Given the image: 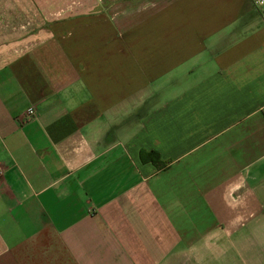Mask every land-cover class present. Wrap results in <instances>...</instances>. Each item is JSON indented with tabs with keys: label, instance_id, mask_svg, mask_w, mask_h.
<instances>
[{
	"label": "crops",
	"instance_id": "obj_1",
	"mask_svg": "<svg viewBox=\"0 0 264 264\" xmlns=\"http://www.w3.org/2000/svg\"><path fill=\"white\" fill-rule=\"evenodd\" d=\"M0 264H264L251 0H0Z\"/></svg>",
	"mask_w": 264,
	"mask_h": 264
},
{
	"label": "built area",
	"instance_id": "obj_2",
	"mask_svg": "<svg viewBox=\"0 0 264 264\" xmlns=\"http://www.w3.org/2000/svg\"><path fill=\"white\" fill-rule=\"evenodd\" d=\"M253 5L264 15V0H251ZM34 115L33 110L27 112V118H31Z\"/></svg>",
	"mask_w": 264,
	"mask_h": 264
},
{
	"label": "trees",
	"instance_id": "obj_3",
	"mask_svg": "<svg viewBox=\"0 0 264 264\" xmlns=\"http://www.w3.org/2000/svg\"><path fill=\"white\" fill-rule=\"evenodd\" d=\"M157 163V162H156Z\"/></svg>",
	"mask_w": 264,
	"mask_h": 264
}]
</instances>
